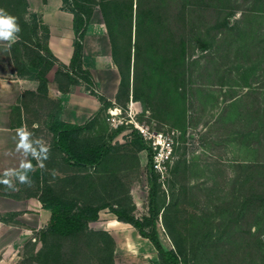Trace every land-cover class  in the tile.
<instances>
[{
    "label": "rangeland",
    "instance_id": "1",
    "mask_svg": "<svg viewBox=\"0 0 264 264\" xmlns=\"http://www.w3.org/2000/svg\"><path fill=\"white\" fill-rule=\"evenodd\" d=\"M9 1L0 0V9L16 18L19 33L30 37V47L19 52L20 62L27 65L37 52L33 46H44V31L37 18L21 13L19 0L13 5ZM84 2L97 21L105 9L114 44L112 62L123 79L109 105L78 133L73 149L83 153L104 145L109 151L99 165L77 167L56 147L49 125L57 113L54 88L60 86H53V72L57 65L60 74L55 77L66 84V69L48 61L55 65L49 74L53 94H33L24 106V123L33 140L49 146V155L43 168L31 160V187L17 184L18 190L10 191L3 186L7 198L21 201L16 214L22 222L14 253L7 248L12 232L0 239V264H160L150 257L156 254L152 249L139 258V249L145 248L137 231L123 223L111 226L116 217L108 209L88 224L87 236L44 238L49 212L28 197L44 182L77 206L108 204L146 222L151 215L150 173L147 151L140 149L136 134L152 156L148 139L154 135H163L171 147L163 168L153 167L155 228L163 248L178 252L187 264H264V205H258L264 199V23L245 17L251 1L224 0L226 26L218 24L222 17L210 0L211 10L192 15L183 70L178 25L173 18L164 20L170 12L176 16L179 0ZM131 4L132 10H126ZM47 63L35 65L37 74ZM145 231L150 233L149 225Z\"/></svg>",
    "mask_w": 264,
    "mask_h": 264
},
{
    "label": "crops",
    "instance_id": "2",
    "mask_svg": "<svg viewBox=\"0 0 264 264\" xmlns=\"http://www.w3.org/2000/svg\"><path fill=\"white\" fill-rule=\"evenodd\" d=\"M26 3L27 15L38 19V24L46 35V40L43 42L45 50L41 48L40 53L45 56L50 55L59 66L68 67L76 40L72 14L64 9L61 0H26ZM99 19L95 20L94 14L90 17L82 43V56L87 60L86 66H82V69L88 70L94 84L93 87H89L81 81L76 85H70L68 82L65 84L62 79H56L57 65L53 72L55 78L52 80L53 86L56 84L60 86L59 89L54 86L55 92H57L56 119L64 124L76 126L89 124L91 119L103 109L102 103L91 91L105 97L108 102L109 96L116 93L120 87V75L116 65L112 62L106 27L102 17ZM54 66L45 74L47 92L43 94L44 96L53 94L54 89L49 83V74ZM38 87L37 79L17 76L7 42H0V176H3V173L8 169L18 168L24 159L22 154L15 150L18 140L16 129L25 127L24 106L33 94L40 93ZM29 159L31 158L29 157ZM20 202L0 196V215L12 214L7 221H0V239L12 232L7 243V248L11 253H14L15 249L20 246L21 241L20 225L22 220L16 214ZM120 223L116 220L110 225L117 226ZM28 227L27 232L30 235L31 224L28 223ZM113 238L115 239V237ZM139 238L145 250L139 249L138 256L148 253L149 249L156 252L147 239L140 236ZM150 257L157 258L156 254Z\"/></svg>",
    "mask_w": 264,
    "mask_h": 264
},
{
    "label": "trees",
    "instance_id": "3",
    "mask_svg": "<svg viewBox=\"0 0 264 264\" xmlns=\"http://www.w3.org/2000/svg\"><path fill=\"white\" fill-rule=\"evenodd\" d=\"M11 1V2H10ZM9 4H15L14 0H10ZM21 2V13L27 14V3L26 0H19ZM63 7L65 10L70 12L73 16V28L76 33V40L74 41L73 45V55L70 60L68 67L61 66L65 68L64 77L66 78L68 84L76 85L79 81L84 82L87 86L93 87V82L91 80L90 74L88 70L82 69V66H86L87 60L82 56V43L84 34L86 32V28L88 22L91 17L90 8H88V3L84 2V0H61ZM90 1V0H89ZM194 0H179L180 7L178 9V13L174 17L172 12L169 13V16H166L164 20L171 21L173 18L174 24L178 25L175 27L177 33V46L179 50V70H183V63L182 58L185 51V44L188 40L189 32L191 33L194 29L192 24V15L198 16L200 14H204L201 12L202 9H210L209 5H207L208 0H199L196 7L193 6ZM215 3L214 7L217 8L215 10V14L221 16V20L218 22L221 26H226L228 14H223V1L224 0H210ZM251 4L246 9V16L249 18H258L261 22L264 23V0H250ZM245 2V0H244ZM247 3V2H245ZM218 5V7L216 6ZM126 10H132V4L126 7ZM209 12V11H208ZM213 13V12H212ZM100 14L104 25L106 27V31L108 34V38L110 41L111 46V53L112 57L114 58V44L112 39V30L110 27V23L108 17L106 15L105 9L100 10ZM32 18H35L34 16ZM22 27L27 30L26 24L24 21L22 22ZM171 23L169 27H166L162 35L168 33V28H171ZM173 29V30H175ZM186 30L188 32H186ZM37 33L36 28L32 29L31 34L35 35ZM45 35V34H44ZM19 39L11 44L10 53L12 56V62L14 67L16 68V74L18 77H27L37 79L39 81L38 91L42 94H46V79L45 74L46 72L53 66L51 63H47L48 61H52V57L50 55L42 56L40 54L41 48L44 46H39V43L33 46V50H36L35 58L31 59L29 64H24L19 60V52L20 48L26 49L30 47V37L26 36L23 33H18ZM166 37V36H165ZM46 40V35L43 38V42ZM201 48H204L201 46ZM41 63L42 65L47 63V66L44 69L42 74H37L36 72V64ZM117 67V70L120 75V85L123 79L122 70L119 65L114 62ZM60 74L59 71L56 72V75ZM94 96L99 99L102 103V106L109 105L105 98L100 95H97L93 91H91ZM88 124L76 126V125H68L62 122H59L56 119V115L52 119V122L49 125V130L53 133L55 137V145L56 147L66 156L68 162H71L74 166L77 167H94L99 165L102 160L104 159L105 155L109 151V147L104 145L94 146L90 149H86L85 151H78L76 152L73 149V143L75 142V138L77 137L78 133L84 130ZM136 134V133H135ZM138 138V142L140 144V149L147 151V160H148V171L150 173L149 179V204H150V218L144 222L141 221L134 216L125 213L119 209H114L108 204H103L100 206H77L71 201H65L61 197L57 196L53 189L44 182L39 183L37 187V191L35 193L30 194L28 197L35 198L41 205V208L47 212H49V218L45 228H43V237L52 236L57 238H65V239H76L82 236H87L86 232L88 231V224L92 222H96L99 219V212L103 209H108L115 217L118 222L128 224L133 229H135L138 235L143 238L147 239L152 246L154 247L157 259L159 260L160 264H187L183 262L178 254V252L173 250H165L159 240L155 222L157 220L158 211L155 210V192H156V184H157V177L153 172V165H152V152L150 148H148L143 140L136 134ZM3 185L0 186V196L3 197H10V195L3 193ZM264 199H260L258 205L263 206ZM12 215V214H11ZM10 215V216H11ZM16 215V214H13ZM5 215H0V221H5ZM9 216V217H10ZM8 219V216H6ZM149 225L150 233L145 231V227ZM174 246L176 248V242L174 236H171Z\"/></svg>",
    "mask_w": 264,
    "mask_h": 264
},
{
    "label": "clouds",
    "instance_id": "4",
    "mask_svg": "<svg viewBox=\"0 0 264 264\" xmlns=\"http://www.w3.org/2000/svg\"><path fill=\"white\" fill-rule=\"evenodd\" d=\"M19 32L20 27L16 18L0 9V42H7V46L10 48L11 44L19 39ZM32 136L33 134L24 126L16 129L18 140L15 150L21 153L24 159L18 168L8 169L3 173V176H0V185H3L6 190L17 191V184L31 187L33 181L30 178V173L34 171L31 160H36L38 165L43 168L44 161L48 159L49 146L39 139L33 140Z\"/></svg>",
    "mask_w": 264,
    "mask_h": 264
},
{
    "label": "built area",
    "instance_id": "5",
    "mask_svg": "<svg viewBox=\"0 0 264 264\" xmlns=\"http://www.w3.org/2000/svg\"><path fill=\"white\" fill-rule=\"evenodd\" d=\"M145 133V132H144ZM149 142H151V149L153 151V167L161 170L163 168L162 164L169 158L171 154V147L167 139L158 134L150 137Z\"/></svg>",
    "mask_w": 264,
    "mask_h": 264
}]
</instances>
